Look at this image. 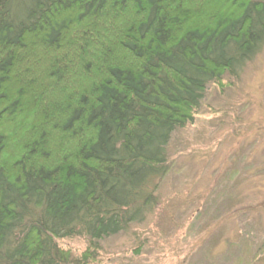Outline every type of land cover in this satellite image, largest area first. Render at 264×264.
Masks as SVG:
<instances>
[{"label": "trees", "instance_id": "obj_1", "mask_svg": "<svg viewBox=\"0 0 264 264\" xmlns=\"http://www.w3.org/2000/svg\"><path fill=\"white\" fill-rule=\"evenodd\" d=\"M263 50L264 0H0V264H98Z\"/></svg>", "mask_w": 264, "mask_h": 264}, {"label": "rangeland", "instance_id": "obj_2", "mask_svg": "<svg viewBox=\"0 0 264 264\" xmlns=\"http://www.w3.org/2000/svg\"><path fill=\"white\" fill-rule=\"evenodd\" d=\"M168 154L160 206L101 242L98 264H264V50L233 86L210 88ZM60 245L75 257L87 247Z\"/></svg>", "mask_w": 264, "mask_h": 264}]
</instances>
